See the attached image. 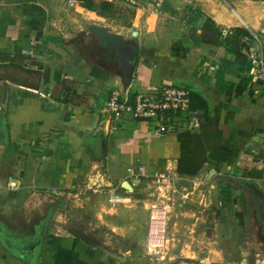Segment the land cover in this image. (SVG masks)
<instances>
[{"label": "crops", "instance_id": "crops-1", "mask_svg": "<svg viewBox=\"0 0 264 264\" xmlns=\"http://www.w3.org/2000/svg\"><path fill=\"white\" fill-rule=\"evenodd\" d=\"M93 25L126 43L99 47ZM222 28L237 36L222 40ZM250 34L264 43V0H0V264H133L73 234L67 204L81 221H98L110 211L91 205L107 195L118 208L166 172L191 194L203 177L219 200L206 209L221 222H212L218 239L185 226V258L263 264L243 222L252 205L264 235V92L238 49ZM149 86L186 89L201 127L181 116L159 134L127 117L112 132L101 114L110 94L132 101ZM189 164L196 173L181 172ZM220 185L237 203L231 211L218 207Z\"/></svg>", "mask_w": 264, "mask_h": 264}, {"label": "rangeland", "instance_id": "rangeland-1", "mask_svg": "<svg viewBox=\"0 0 264 264\" xmlns=\"http://www.w3.org/2000/svg\"><path fill=\"white\" fill-rule=\"evenodd\" d=\"M215 178L221 179L223 177L217 175L216 177H212L208 175V181H214ZM203 181L204 178L200 177L195 184H193L194 190L192 194L191 191L186 188V185L180 183L177 187L178 191L173 195L171 194L170 198L172 199H170L169 202L167 197H165V195H167L165 189L161 187L159 190L153 183L151 186L142 187L141 190H139L141 187L136 185L135 187H137L138 190L127 195L128 197L126 198L128 200L122 201V203H120L121 206L118 208L113 205L121 201L111 200L113 205L111 206L110 203L108 205L107 195H105L106 198H104V200L99 201L100 203L98 205H91V207H97L98 210H100V208L105 209L106 212L110 211L112 214L104 213L98 221H81L79 219V214L75 212L77 210L67 204V222L71 226H75L79 230L81 229L82 232L84 231V234L86 232L85 236H87L90 241L103 246L112 253H117L119 256L131 259L133 264H200L185 258L186 255L188 256L190 254L181 253L179 245L181 244V238L184 237L183 233H187L185 234L187 240L191 239V237H187L189 235V230L183 231V229H186L184 227L187 225H193L195 227L196 234L200 240L218 239V237H216L218 236V232H215L217 226L213 223L217 221L218 227L222 228L221 222L218 217L215 218L213 217L214 215L207 214L206 209L215 206L219 200L215 199L211 192L212 189L210 188L209 190ZM220 182L221 181H219V183ZM219 187L222 189L220 191V200H222L224 204L220 205V203H218V207L226 212L229 210L231 211L237 203L235 204V199H231V195L223 185ZM228 197L230 198L228 199ZM197 199L198 201H196ZM213 200H215V203H213ZM156 203H160L163 207L167 206L170 210L167 217V232L172 242L168 244V248L160 250L159 255L149 257L146 254L144 240L148 237L151 209ZM238 206L239 205H237V208ZM184 209H197L199 214L193 215L186 213ZM243 209L247 215L244 217L243 222L250 231L248 240L257 245L255 248L261 253L260 258L264 264V235H261L259 239L257 217L255 213L250 211L253 209V206L244 204ZM224 215L226 214L222 212L221 217L228 216ZM99 221L103 222L100 224V228L97 227ZM102 225L105 226L103 227ZM204 246H206V243H204ZM204 250L206 251V249ZM252 255L255 257V253ZM255 263L256 260L254 264Z\"/></svg>", "mask_w": 264, "mask_h": 264}, {"label": "built area", "instance_id": "built-area-1", "mask_svg": "<svg viewBox=\"0 0 264 264\" xmlns=\"http://www.w3.org/2000/svg\"><path fill=\"white\" fill-rule=\"evenodd\" d=\"M122 1L135 6L140 3V0ZM236 36L237 32L233 28L220 30L222 40H230ZM239 42L238 49L249 64L252 81L257 83L264 92V43L254 34L240 35ZM253 43H256L258 48H254ZM101 114L108 118L112 132L117 131L127 117L138 122L151 124L159 134L173 131L174 124L170 121L181 116H185V120L189 121L190 129H199L202 125V113L193 110L190 93L184 88L172 86H149L138 91L132 101L121 98L118 91H113ZM153 178V184L159 190L161 187L165 189L167 193L165 197L169 202L172 199L170 198L171 194L176 193V178L171 172L155 174ZM169 213V208L161 206L160 203L152 206L145 245L146 254L149 257L159 255V251L168 248V244L172 242L167 232Z\"/></svg>", "mask_w": 264, "mask_h": 264}, {"label": "water", "instance_id": "water-1", "mask_svg": "<svg viewBox=\"0 0 264 264\" xmlns=\"http://www.w3.org/2000/svg\"><path fill=\"white\" fill-rule=\"evenodd\" d=\"M89 31L92 33L93 37L96 38L98 40V45L99 47L106 49L108 51H112V50H117L119 46H122L126 43L125 39L123 36L119 35V34H114L110 31V29L99 26V25H93L89 28ZM141 181V179H139ZM136 183V182H135ZM125 188L128 190H131V186L129 185V183L125 184ZM67 228L75 235H77L78 237H81L82 239L86 240V241H90L87 236H85V234L81 231V229L79 230L78 228H76L75 226H71V225H67ZM90 243H92L93 245H95L98 249H100L101 251H103L106 255H108L109 257L113 258V259H117V260H121L124 261V259L122 258V256H119L117 253H112L111 251L105 249L103 246L99 245V244H95V242L90 241Z\"/></svg>", "mask_w": 264, "mask_h": 264}, {"label": "trees", "instance_id": "trees-1", "mask_svg": "<svg viewBox=\"0 0 264 264\" xmlns=\"http://www.w3.org/2000/svg\"><path fill=\"white\" fill-rule=\"evenodd\" d=\"M198 169H199V168H196V167L193 166L192 164H189V165H188V168H184V169L181 168L180 170H181V172H183V173L187 172V173L191 174V173H196Z\"/></svg>", "mask_w": 264, "mask_h": 264}]
</instances>
